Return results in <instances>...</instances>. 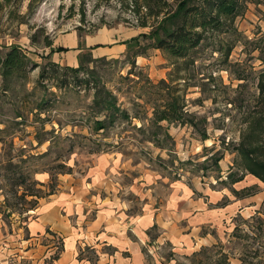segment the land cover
<instances>
[{
    "label": "rangeland",
    "instance_id": "obj_1",
    "mask_svg": "<svg viewBox=\"0 0 264 264\" xmlns=\"http://www.w3.org/2000/svg\"><path fill=\"white\" fill-rule=\"evenodd\" d=\"M137 24L127 0H0V51L15 44L30 61L7 79L5 91L0 80V264H31L19 258L29 246L22 242L27 215L42 199L62 192L86 198L91 193L97 207L114 202L134 220L146 217L151 226L143 244L145 264H264V228L244 224L240 217L250 219L247 212H223L234 201L247 207L257 194L256 211L264 212V183L243 171L236 150L253 125L249 119L264 113L258 89L264 0L248 3L227 32H208L188 70L159 49L137 57L134 65L123 53L83 62L77 75L55 62L75 50L77 61L90 53L83 41L77 48L55 44L57 37L64 42L70 33L77 36V27L83 39L108 30L125 51V41L151 29ZM161 79L183 90L185 108L196 120L206 118L208 139L178 121L161 122L151 135L155 127L147 122L151 106L145 103L153 101L150 86ZM102 86L131 115L139 113L143 124L121 119L93 133L89 105L94 87ZM134 101L145 108L133 107ZM95 211L88 206L78 214L88 221ZM48 236L40 239L46 250L52 246L42 264H52L62 249L60 238ZM81 251L95 264V252Z\"/></svg>",
    "mask_w": 264,
    "mask_h": 264
},
{
    "label": "trees",
    "instance_id": "obj_2",
    "mask_svg": "<svg viewBox=\"0 0 264 264\" xmlns=\"http://www.w3.org/2000/svg\"><path fill=\"white\" fill-rule=\"evenodd\" d=\"M133 5V12L137 16L139 27L151 28L148 33H140L125 41V51L122 55L131 64H135L137 57L147 56L150 49H159L170 57L179 60L177 67L188 70L194 65V53L197 48L206 41L208 32H227L233 26L234 19L239 16L248 3H260V0H127ZM151 20V22H148ZM90 34V33H89ZM82 27H77L79 44L83 41ZM48 47L51 43L47 44ZM58 48V51H65ZM89 53V52H87ZM227 55V54H226ZM91 54L83 53L78 56V66L65 65L67 72L77 75L84 70L83 62H91ZM117 61V59H114ZM28 57L15 44L0 51V80L5 91L7 79L21 73L29 64ZM128 74H131L129 72ZM171 81L173 73H170ZM185 80V78H179ZM151 94L155 96L150 103L151 117L147 122L155 127L152 136H156L162 129L161 122L168 124L178 121L181 125L188 124L195 128L201 140L208 139L206 131V118L196 120L193 113L186 110V100L180 88L169 85L166 80H160L156 85L151 84ZM258 89L260 98L264 99V70L261 71ZM133 107L145 108L144 104L132 102ZM89 114L93 118L91 131L99 133L107 127L114 125L117 120L131 121L137 119L143 124L139 113L131 115L127 109L119 103V98L111 90L102 87H94L92 103L89 105ZM249 117L243 119L247 122ZM249 122L253 125L248 133L237 145L236 150L242 158L240 166L243 171L253 175L264 183V113L256 115L255 119ZM200 123V125H199ZM204 124V125H201ZM142 126V125H141ZM139 127L138 129H140ZM167 136V133H164ZM156 142V141H155ZM219 159H215L218 164ZM239 179H234V181ZM30 196L33 194L23 193ZM264 207L263 204L261 205ZM244 224L251 222L256 224L259 230L264 228V212L256 211L250 219H243ZM59 255V254H58ZM58 255L52 257L56 260Z\"/></svg>",
    "mask_w": 264,
    "mask_h": 264
},
{
    "label": "crops",
    "instance_id": "obj_3",
    "mask_svg": "<svg viewBox=\"0 0 264 264\" xmlns=\"http://www.w3.org/2000/svg\"><path fill=\"white\" fill-rule=\"evenodd\" d=\"M109 32L107 30V33L84 37L83 46L90 48L88 51L93 58L120 56L124 52L123 45L112 43L115 41L114 35H109ZM106 35L109 39L103 41L102 37ZM55 44L57 47L59 45L64 48H77L78 38L75 33H70L64 37V42L57 37ZM98 44H106V46L91 48ZM78 52V50L73 51L69 58L66 57V61L61 59L60 62L63 63L57 60L55 62L76 67ZM67 54L70 53L65 52V55ZM256 198L252 199L255 202L246 200L247 207L242 206L244 203L231 202L224 207L223 212L233 211V214L247 212L248 215H252L260 204L258 203L260 195L257 194ZM78 199L79 201L81 199L79 203ZM96 201L97 199L91 193L86 198V195L67 192L50 194L48 198L42 199L38 206L27 215L29 220L25 223L26 237L22 242L29 246L25 245L22 250L23 255L19 258H28L31 264H42L41 260L47 256V251H50L52 246L46 250L47 246L41 245L40 239L50 234L53 237L48 236L49 238L57 237L62 240L61 252L52 264H88L90 262L88 258L79 256L84 247L95 252V264H145L143 244L149 240L148 230L151 226L147 218L142 217L140 221L138 218L134 220L126 216L116 203L109 202L97 207ZM100 201L104 202L102 199ZM88 206L97 211L91 219L85 221L78 212ZM104 206L106 208H103ZM61 211L65 214L62 215Z\"/></svg>",
    "mask_w": 264,
    "mask_h": 264
}]
</instances>
